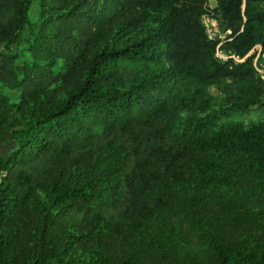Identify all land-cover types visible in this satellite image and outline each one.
<instances>
[{
    "label": "trees",
    "instance_id": "trees-1",
    "mask_svg": "<svg viewBox=\"0 0 264 264\" xmlns=\"http://www.w3.org/2000/svg\"><path fill=\"white\" fill-rule=\"evenodd\" d=\"M201 15L229 30L222 46L239 55L264 48V0H0V88L16 92L0 102V126L39 100L0 155V264H73L64 255L98 225L141 218L156 223L153 234L113 256L107 232L91 264H264V209L239 201L263 187L264 121L203 132L204 120L174 114L211 105V86L228 110L263 103L249 58H213ZM117 23L151 25L79 71ZM87 157L105 170L68 178Z\"/></svg>",
    "mask_w": 264,
    "mask_h": 264
},
{
    "label": "rangeland",
    "instance_id": "rangeland-1",
    "mask_svg": "<svg viewBox=\"0 0 264 264\" xmlns=\"http://www.w3.org/2000/svg\"><path fill=\"white\" fill-rule=\"evenodd\" d=\"M213 1L209 4L212 5ZM213 6V5H212ZM36 14V6L32 4L29 10V19L33 20ZM120 23H117L114 28L104 37L94 40L92 44L82 54L81 62L77 63L78 70L84 68L89 61L92 53L103 47H109L112 45L126 44L139 39L143 36L147 29L150 27V23H144L135 29H126L117 27ZM0 46H3L0 43ZM80 73V72H79ZM78 75V76H77ZM80 74H76L77 78ZM75 79V81L77 80ZM75 83V82H74ZM70 85V84H69ZM72 86L66 88H60L56 91V95H65V89H71ZM209 92L212 96L211 105L203 109H184L176 111L174 114L176 118L193 122L194 120L202 119L205 122V129L203 132H212L219 129L221 126L239 122L243 125L254 123L258 121H264V97L262 98V104L260 106H253L244 111L228 110V105L223 104L221 94L211 86ZM15 90L11 88H0V102L7 105V101L15 94ZM39 100L36 97H28L26 100L20 103L21 108L16 113V118L13 119L6 126H0V155L5 156L15 145L14 134L15 131L20 130L24 126V121L29 119L30 114L37 108ZM106 168V164L97 160L95 157H87L77 159L75 166L70 167L66 171V176L71 180L77 177L79 174L84 173H102ZM109 168V167H108ZM262 188L251 186L248 188L244 196L239 198L244 210L251 212L258 209H264V181L262 182ZM145 218L139 219V221H133V223L123 227L120 226L117 230L110 225H98L95 231L91 232L88 237L84 238V241L74 246L64 255V259H68L73 264H91L95 258V252L99 244L105 243L106 239L110 240L107 236V232L112 233L115 236V240L108 243L112 250L113 256H119L121 254H128L137 243L144 241L151 234L154 233L156 223L154 221H144ZM126 223V222H125ZM228 230H232L229 228Z\"/></svg>",
    "mask_w": 264,
    "mask_h": 264
},
{
    "label": "built area",
    "instance_id": "built-area-1",
    "mask_svg": "<svg viewBox=\"0 0 264 264\" xmlns=\"http://www.w3.org/2000/svg\"><path fill=\"white\" fill-rule=\"evenodd\" d=\"M210 1L215 4V0H207V5L212 7L209 4ZM200 22L206 39L214 42L213 58L216 61L237 64L249 58L255 76L259 80L264 81V48L261 47L260 43H254L245 53L239 55L231 49L222 46V40L229 33V30L220 29L215 17L201 15Z\"/></svg>",
    "mask_w": 264,
    "mask_h": 264
},
{
    "label": "crops",
    "instance_id": "crops-1",
    "mask_svg": "<svg viewBox=\"0 0 264 264\" xmlns=\"http://www.w3.org/2000/svg\"><path fill=\"white\" fill-rule=\"evenodd\" d=\"M212 5H214V2L212 3Z\"/></svg>",
    "mask_w": 264,
    "mask_h": 264
}]
</instances>
